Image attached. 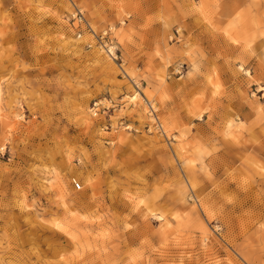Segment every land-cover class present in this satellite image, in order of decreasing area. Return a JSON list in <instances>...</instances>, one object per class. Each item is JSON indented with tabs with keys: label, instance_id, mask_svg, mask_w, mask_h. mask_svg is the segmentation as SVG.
Listing matches in <instances>:
<instances>
[{
	"label": "rangeland",
	"instance_id": "rangeland-1",
	"mask_svg": "<svg viewBox=\"0 0 264 264\" xmlns=\"http://www.w3.org/2000/svg\"><path fill=\"white\" fill-rule=\"evenodd\" d=\"M262 89L264 0H0V264H264Z\"/></svg>",
	"mask_w": 264,
	"mask_h": 264
},
{
	"label": "bare ground",
	"instance_id": "bare-ground-1",
	"mask_svg": "<svg viewBox=\"0 0 264 264\" xmlns=\"http://www.w3.org/2000/svg\"><path fill=\"white\" fill-rule=\"evenodd\" d=\"M72 14V16L75 18L74 19V23L76 22V21H78V27L80 28V29H84V31H86V32H88L89 34H91L92 36H99L96 32H95V30H94V28L91 26V23L89 22V20L87 19V17H86V15H85V13H84V11L82 10V9H80L79 7H76L75 8V10H74V12H72L71 13ZM78 35H82V32L81 31H79V33H78ZM97 36H96V38H97ZM104 35H101V37H103ZM99 38V37H98ZM110 49H112V47L110 48ZM262 90H264V89H262ZM137 96H139V94H137L136 95V97ZM135 97V98H136ZM149 106H150V104H148ZM151 109V112H154L153 111V109L152 108H150ZM159 122L157 121V124H158ZM159 125H160V127H161V130H162V125L159 123ZM78 183V181H76V180H74V185H75V183ZM79 185H80V183H79ZM77 188V187H76ZM75 188V189H76ZM79 188H81V185H80V187ZM79 188H77V189H79ZM76 189V190H77Z\"/></svg>",
	"mask_w": 264,
	"mask_h": 264
},
{
	"label": "built area",
	"instance_id": "built-area-1",
	"mask_svg": "<svg viewBox=\"0 0 264 264\" xmlns=\"http://www.w3.org/2000/svg\"><path fill=\"white\" fill-rule=\"evenodd\" d=\"M75 19V18H74ZM75 186L77 187V188H79L80 187V185H79V183H75Z\"/></svg>",
	"mask_w": 264,
	"mask_h": 264
}]
</instances>
